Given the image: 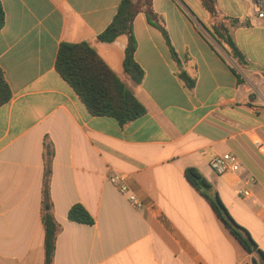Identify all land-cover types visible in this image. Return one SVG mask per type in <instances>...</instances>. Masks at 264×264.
I'll use <instances>...</instances> for the list:
<instances>
[{
	"label": "crops",
	"instance_id": "0c3cea01",
	"mask_svg": "<svg viewBox=\"0 0 264 264\" xmlns=\"http://www.w3.org/2000/svg\"><path fill=\"white\" fill-rule=\"evenodd\" d=\"M120 2L0 0V68L12 92L0 107V264H44L46 137L55 152L52 210L62 225L54 264H252L185 171H200L264 251V19L254 0H217L239 23L231 33L250 63L242 67L210 36L200 0H152L196 82L190 89L181 81L163 33L140 13L133 30L144 79L135 86L123 70L127 36L96 40ZM85 41L134 90L144 116L125 127L93 116L56 71L60 44ZM227 153L240 168L219 175L210 160ZM114 174L124 175L126 193ZM77 203L93 225L68 219Z\"/></svg>",
	"mask_w": 264,
	"mask_h": 264
},
{
	"label": "trees",
	"instance_id": "16d2710c",
	"mask_svg": "<svg viewBox=\"0 0 264 264\" xmlns=\"http://www.w3.org/2000/svg\"><path fill=\"white\" fill-rule=\"evenodd\" d=\"M200 2L212 19L210 29L207 30L213 40L239 66L249 67L250 63L236 45L231 33V27L238 25V21L222 14L218 8L217 0H200ZM140 13H145L150 23L163 33L172 56L178 64V77L188 88L193 89L195 78L190 77L183 69L171 44L164 21L153 8L152 0H121L112 22L96 37V40L100 43L110 44L119 36H127L128 43L125 49L123 70L135 86L140 85L144 79V71L135 59L137 42L133 30L134 19ZM4 24L5 12L0 3V28ZM55 67L93 116L113 118L119 126L125 127L146 114V109L136 97L134 90L117 76L89 42H62L58 49ZM11 98L12 92L4 77V72L0 68V107L8 103ZM54 153V147L46 137L43 154L45 167L41 210L44 228V264H54L56 241L62 231V225L56 220L52 210L50 185ZM185 176L188 182L208 200L218 218L239 244L253 256L252 264H264V251L259 248L250 232L232 217L218 193L200 171L196 168H188L185 171ZM68 219L78 223L94 224L92 215L80 203L74 204L70 208Z\"/></svg>",
	"mask_w": 264,
	"mask_h": 264
},
{
	"label": "built area",
	"instance_id": "2783aa9c",
	"mask_svg": "<svg viewBox=\"0 0 264 264\" xmlns=\"http://www.w3.org/2000/svg\"><path fill=\"white\" fill-rule=\"evenodd\" d=\"M254 12L261 19H264V0H254L253 3ZM210 166L217 174L221 175L227 172H234L240 168L238 159L233 154H224L221 156H215L210 160ZM110 181L112 183H118L120 186V191L122 193H126L128 191L127 184L125 182L124 175L114 174ZM130 201L134 203L136 206H140L141 204L136 200V198L131 195Z\"/></svg>",
	"mask_w": 264,
	"mask_h": 264
},
{
	"label": "rangeland",
	"instance_id": "374dc122",
	"mask_svg": "<svg viewBox=\"0 0 264 264\" xmlns=\"http://www.w3.org/2000/svg\"><path fill=\"white\" fill-rule=\"evenodd\" d=\"M196 8H197V10H198V9H200V8H201V6H199V5H198V6H196ZM194 15H196V14H195V12H194Z\"/></svg>",
	"mask_w": 264,
	"mask_h": 264
}]
</instances>
